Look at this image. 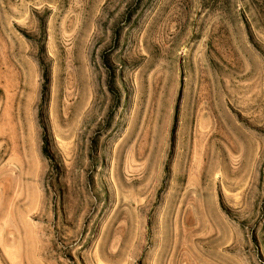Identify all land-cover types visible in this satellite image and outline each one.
I'll return each instance as SVG.
<instances>
[{
  "label": "rangeland",
  "instance_id": "374dc122",
  "mask_svg": "<svg viewBox=\"0 0 264 264\" xmlns=\"http://www.w3.org/2000/svg\"><path fill=\"white\" fill-rule=\"evenodd\" d=\"M0 264H264V0H0Z\"/></svg>",
  "mask_w": 264,
  "mask_h": 264
},
{
  "label": "trees",
  "instance_id": "16d2710c",
  "mask_svg": "<svg viewBox=\"0 0 264 264\" xmlns=\"http://www.w3.org/2000/svg\"><path fill=\"white\" fill-rule=\"evenodd\" d=\"M48 155V154H47Z\"/></svg>",
  "mask_w": 264,
  "mask_h": 264
}]
</instances>
